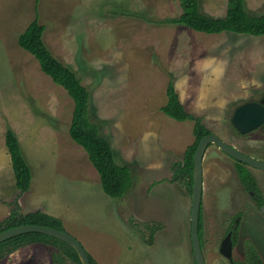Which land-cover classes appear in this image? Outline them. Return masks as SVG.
<instances>
[{"label":"rangeland","instance_id":"rangeland-1","mask_svg":"<svg viewBox=\"0 0 264 264\" xmlns=\"http://www.w3.org/2000/svg\"><path fill=\"white\" fill-rule=\"evenodd\" d=\"M244 2L252 14H264V0ZM199 4L220 18L227 0ZM35 8L46 46L88 89L92 121L116 164L130 169L131 189L119 200L105 195L85 151L68 135L72 100L18 46ZM181 13L179 0H0V222L22 195L4 144L9 128L31 169L21 214L41 211L61 220L97 264H195L189 185L172 179L173 164L194 142L193 123L161 112L166 88L171 79L184 109L210 133L264 162V126L239 136L231 124L238 106L264 98V36L206 35L160 23ZM202 167L205 264H264V218L237 189L239 173L247 171L260 180L255 196L264 199V174L212 144ZM228 230L231 260L219 252ZM57 254L30 244L0 264H54Z\"/></svg>","mask_w":264,"mask_h":264},{"label":"trees","instance_id":"trees-1","mask_svg":"<svg viewBox=\"0 0 264 264\" xmlns=\"http://www.w3.org/2000/svg\"><path fill=\"white\" fill-rule=\"evenodd\" d=\"M179 2L182 8L180 16L160 23L183 25L192 31L206 35L230 33L254 37L264 36V14L254 15L249 12L244 0H227L225 15L220 18H213L201 12L199 0H179ZM34 13L33 20L18 35V46L29 53L37 61L41 72L49 77L55 85L61 87L72 100L73 112L68 135L75 144L85 151L90 164L99 176L100 185L105 195L119 200L131 189L130 169L127 166L116 164L114 152L108 140L101 136L97 124L91 119L88 89L82 85L80 78L70 67L59 61L46 46L43 40L45 27L39 23L36 8ZM165 94L166 103L161 107V112L175 121L193 123L194 142L184 152L182 162L173 164L172 177L173 180L180 178L187 181L191 193L193 154L200 138L208 135L210 131L205 128L200 117L194 116L184 109L171 79ZM236 133L242 136L239 132L236 131ZM4 144L10 159L14 185L19 194L26 193L31 185V169L23 157L15 133L9 128L5 131ZM239 179L247 189L253 182V177L247 171L240 172ZM25 225L45 226L64 231L59 219L41 211L21 214L19 204L15 200L9 215L0 222V233ZM201 230L200 208L199 237L202 244ZM30 244H44L56 249L58 254L53 257L54 264H62V258L80 264L75 251L66 243L38 233L20 235L0 243V260ZM148 244H151V240L148 241ZM88 256L90 264H97L90 255Z\"/></svg>","mask_w":264,"mask_h":264},{"label":"water","instance_id":"water-1","mask_svg":"<svg viewBox=\"0 0 264 264\" xmlns=\"http://www.w3.org/2000/svg\"><path fill=\"white\" fill-rule=\"evenodd\" d=\"M231 124L241 135H246L258 129L264 125V106L255 101L241 104L234 110L231 117ZM211 144L215 145L221 152L234 161L252 169L264 172V162L240 152L235 147L225 143L215 134L209 133L200 138L193 154L192 191L190 202V243L195 264H205L199 237V218L203 190L202 164L206 149ZM260 210L264 217V206L261 207ZM29 233L43 234L66 243L75 251L80 264H90L87 252L74 237L65 231H59L45 226L25 225L6 230L0 233V243ZM219 252L224 258L228 260L232 259V240L230 233H228L222 240Z\"/></svg>","mask_w":264,"mask_h":264},{"label":"flooded vegetation","instance_id":"flooded-vegetation-1","mask_svg":"<svg viewBox=\"0 0 264 264\" xmlns=\"http://www.w3.org/2000/svg\"><path fill=\"white\" fill-rule=\"evenodd\" d=\"M259 103H261L264 106V98L262 100H260ZM262 126H264V125H262ZM253 170H255V169H253ZM258 172L264 174V172H261V171H258ZM260 185H261L260 180H257V178H254L253 177V182L249 184V188L248 189L245 186H243L242 184H239L237 189H238L239 194L240 193L242 194L243 192H245L249 196V198L254 199L256 201V204L259 207V211L261 212L260 209H261V207L264 206V199L263 198H260V196H258V197L255 196V192H257L260 189ZM237 215H239V217H242V214H240L239 212L237 213ZM228 233H230V235H231V240H232V253H233V245H234L233 235H232L233 234V231L228 230L227 233H226V235ZM220 245H221V243H220ZM232 262L233 261H231V264H232Z\"/></svg>","mask_w":264,"mask_h":264},{"label":"crops","instance_id":"crops-1","mask_svg":"<svg viewBox=\"0 0 264 264\" xmlns=\"http://www.w3.org/2000/svg\"><path fill=\"white\" fill-rule=\"evenodd\" d=\"M166 103V102H165ZM165 105V104H164ZM189 113V112H188ZM191 114V113H190ZM178 122V121H177ZM95 170V169H94ZM256 171H258V170H256ZM97 173V172H96ZM97 176H98V174H97ZM99 177V176H98ZM100 181V180H99ZM30 187H31V185H30ZM30 190V189H29ZM28 190V191H29ZM18 193V192H17ZM27 193L28 192H26V193H24V194H22L21 195V197H18V204H19V207H20V205L22 206V208H23V205H22V198H24L25 197V195L27 196ZM107 196V195H106ZM41 206H39V207H36L35 208V210H37V209H39ZM42 211H44L43 209H42ZM61 221V220H60ZM62 222V221H61ZM63 223V222H62ZM63 225V224H62ZM10 256V255H9ZM8 256V257H9ZM10 257H12V256H10ZM95 260H97V259H95Z\"/></svg>","mask_w":264,"mask_h":264}]
</instances>
